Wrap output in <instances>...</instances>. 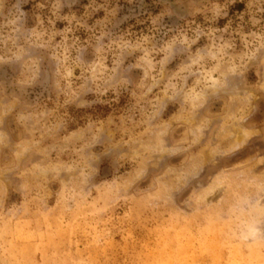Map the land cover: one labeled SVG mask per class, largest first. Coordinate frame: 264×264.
Listing matches in <instances>:
<instances>
[{"label": "clouds", "instance_id": "clouds-1", "mask_svg": "<svg viewBox=\"0 0 264 264\" xmlns=\"http://www.w3.org/2000/svg\"><path fill=\"white\" fill-rule=\"evenodd\" d=\"M79 3L0 0V126L26 134L17 155L47 154L19 173L24 187L39 201L41 186L58 182L69 211L98 218L163 166L160 193L136 204L171 205L199 183L195 149L204 143L216 164L249 137L251 102L264 97V0H88L77 16ZM97 111L103 119H83ZM4 137L0 127V147ZM189 153L185 167L167 168ZM93 190L103 191L100 201L89 202ZM221 203L219 223L247 250V264H264V179Z\"/></svg>", "mask_w": 264, "mask_h": 264}, {"label": "rangeland", "instance_id": "rangeland-1", "mask_svg": "<svg viewBox=\"0 0 264 264\" xmlns=\"http://www.w3.org/2000/svg\"><path fill=\"white\" fill-rule=\"evenodd\" d=\"M87 3L81 0L71 11L79 16ZM31 7L25 5L26 10ZM64 26L57 24L58 29ZM249 114V137L234 155L211 164L204 143L194 150L203 153L204 171L199 183L173 197L171 205L142 210L136 204L141 197L160 193L157 177L165 171L162 166L150 173L148 183L141 182L129 190L126 205L98 218L89 217L84 210L69 211L65 204L68 193L58 182L41 186L39 201L32 198L35 191L28 195L19 173L45 162L47 154L32 148L17 155L27 146L26 134L6 122L0 126L7 144L0 147V189L4 192L0 197V264H247V250L232 242L219 223L218 213L221 201H230L249 182L264 179V97L251 102ZM103 118V111L83 117ZM181 134L177 131L173 136L179 138ZM194 153L167 161V168L185 167ZM60 159L67 161L68 157ZM122 178L123 172L118 179ZM209 190L213 195H204ZM103 195L102 190H93L89 202H98ZM193 198L202 202L190 209L185 201ZM240 226L242 219L238 218L235 227Z\"/></svg>", "mask_w": 264, "mask_h": 264}]
</instances>
